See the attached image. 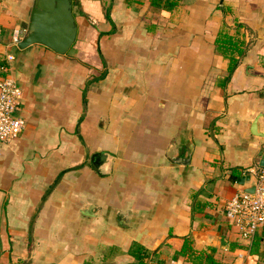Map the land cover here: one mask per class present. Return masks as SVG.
<instances>
[{
    "label": "crops",
    "instance_id": "0c3cea01",
    "mask_svg": "<svg viewBox=\"0 0 264 264\" xmlns=\"http://www.w3.org/2000/svg\"><path fill=\"white\" fill-rule=\"evenodd\" d=\"M32 4L0 0L25 120L0 140V264H130L134 241L192 264L185 236L231 264L246 240L224 203L264 166V0H72L64 53L18 47ZM250 246L264 264V224Z\"/></svg>",
    "mask_w": 264,
    "mask_h": 264
},
{
    "label": "built area",
    "instance_id": "2783aa9c",
    "mask_svg": "<svg viewBox=\"0 0 264 264\" xmlns=\"http://www.w3.org/2000/svg\"><path fill=\"white\" fill-rule=\"evenodd\" d=\"M21 97L22 90L15 78L8 72L3 73L0 76V140L17 136L25 126L24 118L14 114ZM224 212L239 236L246 240L235 252L231 264H257L258 255L250 245L257 229L264 224V166L257 173L253 190L241 188L235 191L225 201Z\"/></svg>",
    "mask_w": 264,
    "mask_h": 264
},
{
    "label": "water",
    "instance_id": "95a60500",
    "mask_svg": "<svg viewBox=\"0 0 264 264\" xmlns=\"http://www.w3.org/2000/svg\"><path fill=\"white\" fill-rule=\"evenodd\" d=\"M76 32L72 0H33L25 35L17 45L23 48L31 43H42L58 53H64L73 43ZM102 155V152H94L91 157L93 168L97 169ZM261 164L264 165V158ZM253 188L254 185L246 189L252 191Z\"/></svg>",
    "mask_w": 264,
    "mask_h": 264
},
{
    "label": "trees",
    "instance_id": "16d2710c",
    "mask_svg": "<svg viewBox=\"0 0 264 264\" xmlns=\"http://www.w3.org/2000/svg\"><path fill=\"white\" fill-rule=\"evenodd\" d=\"M234 38V36L227 32H220L216 37L219 50L229 60L227 67L228 74L232 72L238 61L234 53H242V49L236 45L238 39L234 40ZM128 253L133 259L130 264H148L147 259L152 254L143 244L137 241L132 242ZM174 253L175 256L181 257L183 260L189 261L192 264H230V262H225L215 257L212 248L211 250L195 248L189 236L182 238L181 246Z\"/></svg>",
    "mask_w": 264,
    "mask_h": 264
}]
</instances>
